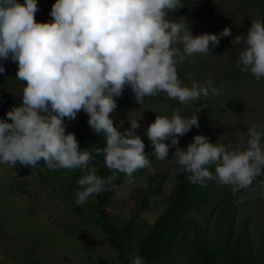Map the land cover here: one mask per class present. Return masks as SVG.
Masks as SVG:
<instances>
[{"label":"clouds","instance_id":"9594fccd","mask_svg":"<svg viewBox=\"0 0 264 264\" xmlns=\"http://www.w3.org/2000/svg\"><path fill=\"white\" fill-rule=\"evenodd\" d=\"M182 7V0H55L52 20L37 22L36 0H0V61L17 63L16 79L26 85L22 103L6 113L7 120L0 119V164L35 168L43 160V168L51 171L83 170L77 205L116 187L118 173L134 183L133 174L151 167V161L136 134L138 120H130L123 132L122 123L114 125L110 114L117 109L116 98L128 88L141 105L159 94L180 104L220 94L210 78L184 85L178 67L189 57L212 54L210 47H218L231 29L194 36L186 18L168 19ZM231 43L244 45L237 62L241 71L264 78V21H252L246 35ZM200 110L190 117L181 116L179 109L171 117L156 116L146 129L154 157L165 160L170 146L175 147L172 160L179 172L189 174V182L212 180L230 186L234 194L248 188L264 169V131L259 125L249 127L246 147L244 133L235 146L198 134L181 149L179 137L199 127ZM81 111L92 132L105 138L103 148L81 150L75 134L66 133L65 118L75 121ZM169 140L170 145L165 143ZM97 156L111 175L101 177L90 167ZM132 264L145 261L137 255Z\"/></svg>","mask_w":264,"mask_h":264},{"label":"rangeland","instance_id":"374dc122","mask_svg":"<svg viewBox=\"0 0 264 264\" xmlns=\"http://www.w3.org/2000/svg\"><path fill=\"white\" fill-rule=\"evenodd\" d=\"M25 4L26 0H16ZM242 0H182L184 7L168 17L170 20L186 18L194 36L203 33L219 34L225 27L231 35L222 37L212 54L189 57L178 67L184 85L192 80L201 83L209 78L219 89V95L201 97L199 101L180 104L178 100L145 99L143 105L135 97H119L117 109L110 115L114 125L128 129L129 121L138 120L136 134L146 135L149 124L157 115L171 117L175 109L190 117L197 112L199 127L193 126L179 137L178 147L187 148L195 135H204L212 143L235 146L247 129L259 125L264 131V78L257 80L251 73L241 71L239 54L244 49L233 45L238 35H246L254 20L264 21V12L246 7ZM37 22H49L55 0H36ZM219 17L215 18L216 13ZM196 62L193 63L192 61ZM5 72L0 73V87L17 82V63L0 61ZM25 84V82H22ZM207 105V107H202ZM83 111L75 121L65 118L66 133L73 132L84 150L81 138L92 136ZM264 142V141H262ZM170 145V140L165 141ZM175 147L169 148L165 160H157L154 148H149L151 167L133 174L134 183H126L123 174L115 194L109 199L105 212L112 223L126 231L127 258L132 263L138 255L139 240L149 226L164 211L167 198L175 182L177 163L173 161ZM41 160L37 167L0 164V264H121L117 250L107 240L99 224L96 195L82 205L75 203L80 188L78 180L85 174L81 169L48 170ZM215 165L209 166L214 171ZM206 201L187 213V221L176 234L173 247L154 264H191L195 242L201 238L212 243L224 220L226 206L230 209L233 233L246 229L252 246L249 264H264V169L253 183L237 193L230 186L208 180L203 185ZM218 261H224L222 255Z\"/></svg>","mask_w":264,"mask_h":264},{"label":"trees","instance_id":"16d2710c","mask_svg":"<svg viewBox=\"0 0 264 264\" xmlns=\"http://www.w3.org/2000/svg\"><path fill=\"white\" fill-rule=\"evenodd\" d=\"M244 6L257 8L264 12V0H242ZM215 18L219 17L217 11ZM26 85L22 82H17L11 86L0 87V119L7 120L6 113L14 106H19L22 103L23 88ZM122 97H135L131 89H125ZM162 98L159 94L155 97H146L145 99ZM7 122H11L8 120ZM121 132L124 129H120ZM145 143V153L150 158L149 148L151 142L147 135H139ZM83 149L92 151L93 149L106 146V140L102 134L93 133L88 138L80 139ZM98 170V175L107 177L111 172L103 163V157L97 156L90 164ZM177 165L176 182L168 195L167 205L162 214L154 220L149 226L146 234L139 240L138 255L145 261V264H154L159 258L167 253L174 245L176 234L182 230L187 221V213L195 206H198L206 201V193L203 185L193 184L187 179L188 173L179 172ZM145 169V168H144ZM144 169L138 170L142 171ZM123 174L118 173L117 179L113 181L116 186L109 191L102 192L96 195V210L102 212L99 215V224L107 236L108 242L117 250V257L121 264H132L127 258L126 247V231L119 229L117 225L112 223L108 213L105 212V207L109 199L115 194L118 185L121 182ZM232 217L230 209L226 206L224 220L218 228L216 239L208 244L201 238H197L195 242V250L193 261L191 264H249L252 258V246L246 229L233 233ZM222 255L224 261H218Z\"/></svg>","mask_w":264,"mask_h":264}]
</instances>
